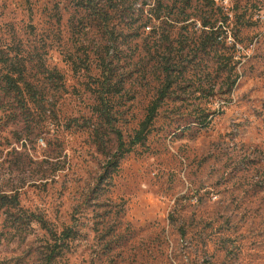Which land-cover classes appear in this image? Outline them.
I'll return each mask as SVG.
<instances>
[{
	"label": "rangeland",
	"instance_id": "obj_1",
	"mask_svg": "<svg viewBox=\"0 0 264 264\" xmlns=\"http://www.w3.org/2000/svg\"><path fill=\"white\" fill-rule=\"evenodd\" d=\"M0 50V194L78 231L51 259L2 216L0 264H264V0H0Z\"/></svg>",
	"mask_w": 264,
	"mask_h": 264
},
{
	"label": "trees",
	"instance_id": "obj_2",
	"mask_svg": "<svg viewBox=\"0 0 264 264\" xmlns=\"http://www.w3.org/2000/svg\"><path fill=\"white\" fill-rule=\"evenodd\" d=\"M89 6L91 5L89 4ZM210 41V37H208V39H205L201 43V48H203V51H207V49L209 48ZM8 63H11V60L5 57L3 52L0 50V64ZM169 64L171 65V63L167 61L168 69L165 71L166 81L163 86V89L160 91L158 99L154 101L151 107L149 108L148 115L144 122L141 124L140 130L137 132L134 139L127 143L124 141L121 133H117L118 148L115 154L109 157L106 165L104 166V172L100 177V184H108L109 180L118 171L121 160L126 155L132 153L137 146L144 144V142L147 140L151 132V128L154 124V121L157 118L158 111L164 101L168 98L173 87V82L171 80L172 69H169ZM12 70L13 72L20 73V69H18L17 66H12ZM6 80L9 89L14 92H17L18 95L21 96V84H23L22 81H20L19 78L13 77L10 74L7 75ZM233 84H235V82ZM29 88L31 90V87ZM30 90L29 93H33L32 90ZM111 91L112 85L110 83V79L109 77H106L102 82L101 89L99 91L98 112L100 113L102 119L107 123L111 121L110 101L108 97ZM206 123L207 120L205 118L201 124ZM2 216L5 218L4 222L7 227L15 230V236H18L17 234H22V232L26 231V226H31L34 223L39 224L41 228L50 235L51 239L55 243L50 253L51 259H55L56 256L60 255L67 242L76 239L78 236V231H76L73 227H69L63 230L60 234L56 233L50 227L48 221H46L45 218L40 215H37L36 213H31L24 210L21 206L18 195L0 194V217Z\"/></svg>",
	"mask_w": 264,
	"mask_h": 264
}]
</instances>
